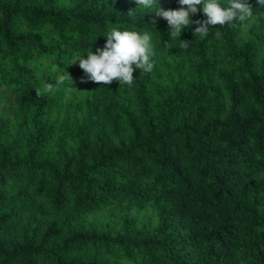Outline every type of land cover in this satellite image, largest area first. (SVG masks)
Listing matches in <instances>:
<instances>
[{
	"label": "trees",
	"instance_id": "16d2710c",
	"mask_svg": "<svg viewBox=\"0 0 264 264\" xmlns=\"http://www.w3.org/2000/svg\"><path fill=\"white\" fill-rule=\"evenodd\" d=\"M245 2L195 36L136 0H0V264H264V4ZM114 27L151 36L131 86L79 66Z\"/></svg>",
	"mask_w": 264,
	"mask_h": 264
},
{
	"label": "clouds",
	"instance_id": "9594fccd",
	"mask_svg": "<svg viewBox=\"0 0 264 264\" xmlns=\"http://www.w3.org/2000/svg\"><path fill=\"white\" fill-rule=\"evenodd\" d=\"M136 3L139 6L137 9H151L155 4V14L168 22L170 34L182 33L184 28L195 24L194 35L204 36L210 31V26H231L251 14V7L245 0H228L227 6H222L217 0H179L182 7L178 10H165L155 0H136ZM259 3L264 4V0H259ZM198 6H203L206 20L191 19L200 10ZM133 14L134 11H131L128 15ZM216 35L220 36L221 33L218 31ZM106 37L107 42L103 49H97L98 54L91 51L87 58L78 60L80 68L90 80L104 85L119 80L121 84L131 86L136 69L146 73L153 70L154 62L150 61L151 36L148 32L141 34L114 27ZM181 47H187V44H181ZM63 79L61 76L60 80Z\"/></svg>",
	"mask_w": 264,
	"mask_h": 264
},
{
	"label": "rangeland",
	"instance_id": "374dc122",
	"mask_svg": "<svg viewBox=\"0 0 264 264\" xmlns=\"http://www.w3.org/2000/svg\"><path fill=\"white\" fill-rule=\"evenodd\" d=\"M10 94V92L6 91V89H3L0 91V96L1 95H7ZM15 99L13 97H8L4 101H0V113H8V108L13 106L15 104Z\"/></svg>",
	"mask_w": 264,
	"mask_h": 264
}]
</instances>
